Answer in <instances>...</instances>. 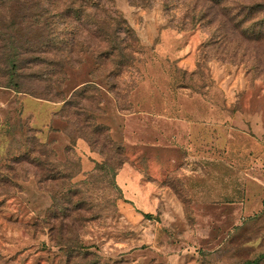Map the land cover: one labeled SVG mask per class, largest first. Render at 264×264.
<instances>
[{
	"label": "rangeland",
	"instance_id": "1",
	"mask_svg": "<svg viewBox=\"0 0 264 264\" xmlns=\"http://www.w3.org/2000/svg\"><path fill=\"white\" fill-rule=\"evenodd\" d=\"M112 6L90 38L0 0V264H264V0Z\"/></svg>",
	"mask_w": 264,
	"mask_h": 264
},
{
	"label": "trees",
	"instance_id": "2",
	"mask_svg": "<svg viewBox=\"0 0 264 264\" xmlns=\"http://www.w3.org/2000/svg\"><path fill=\"white\" fill-rule=\"evenodd\" d=\"M113 4L114 0H40L43 10L42 16L48 17L47 20L58 19V24L60 23L59 25H62L65 31L69 28L73 29L74 17H77V20L81 21L85 18L83 16H86L88 22L84 24L81 30L90 38H93L97 34L103 35L104 33L106 35V31H115L117 33L127 31L124 22L120 19L118 10L112 6ZM84 42L90 43V41ZM84 42L82 43L84 44ZM90 45L88 46L90 47ZM111 45V43L107 42V38L103 42L93 44V46L98 48L103 46L106 48Z\"/></svg>",
	"mask_w": 264,
	"mask_h": 264
},
{
	"label": "crops",
	"instance_id": "3",
	"mask_svg": "<svg viewBox=\"0 0 264 264\" xmlns=\"http://www.w3.org/2000/svg\"><path fill=\"white\" fill-rule=\"evenodd\" d=\"M205 129H206V133H208V132L211 133L209 139H208V137L203 136V132ZM217 129H218V127H207V128L202 127V128H200V132L202 135H200L199 137H196V143L200 142L202 144V146L204 144L205 145L204 148H206V146L208 144L213 145L215 143V141H217L219 139V137L217 135H215L216 132H219ZM223 129L235 130V128L233 126L232 127L227 126V127H224ZM238 161H239V164L242 165V167H241L242 174H239V176L237 178V181L239 182L237 187H240V189L239 188H237V189L231 188V191L233 190L232 193L237 194L238 197L244 198V200L246 201V202L244 201V205H246L247 201H249V198L251 196L250 178H249L250 177V167L248 168V164L250 165V163H249L250 158H248L247 156L246 157L244 156L242 159H240ZM225 162H227L228 164L233 163L229 160H226ZM222 163H224V162H222ZM197 176H199V175H197ZM210 176H220L215 183L212 182L213 184L211 186V194L213 196L216 195V197L228 196L229 192H230V189L227 186L228 184H226L225 186L223 184H222L223 186L222 185L218 186V185H219V182H220V184L222 182V176H230V175L229 174H219L216 171V172L212 173ZM226 183H227V180H226ZM231 183H233V181Z\"/></svg>",
	"mask_w": 264,
	"mask_h": 264
}]
</instances>
